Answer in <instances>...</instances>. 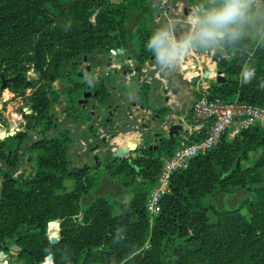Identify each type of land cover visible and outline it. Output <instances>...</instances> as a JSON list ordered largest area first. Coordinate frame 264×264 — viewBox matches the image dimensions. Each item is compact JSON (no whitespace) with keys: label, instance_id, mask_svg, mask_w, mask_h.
Segmentation results:
<instances>
[{"label":"trees","instance_id":"obj_1","mask_svg":"<svg viewBox=\"0 0 264 264\" xmlns=\"http://www.w3.org/2000/svg\"><path fill=\"white\" fill-rule=\"evenodd\" d=\"M144 4L145 0H0V67L16 71L22 64L35 67L41 86L33 104L47 118L58 100L55 93V98L49 97L48 89L61 79L64 65L127 48V22ZM153 33L146 22L138 27L144 60L153 56L146 47ZM230 48L226 82L214 84L210 92L264 108V45L247 39ZM244 57H250L256 70L249 83L241 77ZM76 87L80 92L83 85ZM97 88L106 108L110 100L107 85L103 82ZM149 91L150 87L142 86L139 104L154 114H168L150 107ZM71 102L76 107L74 98ZM88 129L96 132L93 127ZM229 133L215 148L195 157L188 169L172 176L170 191L153 222L146 204L164 160L204 139V133L166 138L156 146L147 142L136 156L106 164L108 176L131 189L133 198L121 203L97 197L88 207L82 206V200L98 186L102 162L71 169L69 133L46 141L39 147L36 174L29 183L4 182L0 252L14 244L20 248L22 264H165L166 245L177 238L189 247H175L173 264H264V130L253 126L233 137ZM253 152H260L259 158L245 166ZM70 179L72 191L65 184ZM241 189L254 198H246L238 208L220 209L206 203ZM50 222L56 225L48 232ZM57 222L61 234L54 245L49 234L56 233Z\"/></svg>","mask_w":264,"mask_h":264},{"label":"flooded vegetation","instance_id":"obj_2","mask_svg":"<svg viewBox=\"0 0 264 264\" xmlns=\"http://www.w3.org/2000/svg\"><path fill=\"white\" fill-rule=\"evenodd\" d=\"M223 52L226 57L232 55L230 45H226ZM94 55L97 56V54ZM84 58L70 63V71L68 70L69 73L60 88H56L55 85L61 79L51 84V88L48 89L49 97L55 98L58 95V100L48 110V116L44 119L34 108L33 104L35 95L41 86L40 74L36 72L35 67L22 64L17 71L7 70L6 66L0 67V105H3L0 108V191L6 181L27 184L34 178L37 170V159H39L40 154L39 147L46 141L54 142L57 138L62 137L64 133H69L71 148L79 144L83 146L85 137H81L78 127L75 126L79 115L77 114V117L72 118L73 110L84 111V119L87 123L88 118L89 122L100 119L101 110L106 109L102 107L100 91L97 88L103 83L97 84L92 79L93 70L96 66L94 64H98L99 60L96 59L94 61L93 55L87 57L86 62ZM31 70L35 73V77H30L28 74ZM76 84L83 85L80 92H78L77 89L79 88L76 87ZM4 85H6V88H2ZM6 94H9L8 98L10 100L13 98L15 100L21 99V106L9 114V111L4 110V105L8 102V100L4 99ZM86 95L88 96L86 97ZM61 98L62 101L60 100ZM72 98L76 101V107L75 103L71 102ZM59 101L64 107L61 111V118L52 112ZM80 101L83 102L80 104ZM136 102L138 107H140L138 99ZM92 117L93 119H91ZM67 120L71 121V125L66 126L64 124ZM72 125L76 127L83 144L72 140L73 132L67 130ZM89 127H93L96 131L94 126L89 125ZM82 133L84 135L85 132L83 131ZM96 138L97 141L100 138L99 135ZM166 138L163 137L162 141ZM160 143V138H157L155 143L151 145L156 146ZM96 145L101 148L103 145L102 140L98 141ZM84 148L87 151L92 150L90 153L100 150V148L93 150V148H86L85 146ZM95 158L96 156H94ZM93 166H95V163ZM32 168H34V174L30 176Z\"/></svg>","mask_w":264,"mask_h":264},{"label":"crops","instance_id":"obj_3","mask_svg":"<svg viewBox=\"0 0 264 264\" xmlns=\"http://www.w3.org/2000/svg\"><path fill=\"white\" fill-rule=\"evenodd\" d=\"M145 1H147V0H145ZM166 1H167V3H166V5H164L163 8H165L167 5H169L172 0H166ZM145 3H147V4L145 6H143L140 11H137L136 13H134L130 17V19L128 20V22H127L128 46L125 49H121V50L125 51V57L126 58L127 57L132 58V61H128V60L126 61L127 64L131 65L132 67L140 66L144 69L145 72L140 74L141 75L140 79L142 81L146 80V79L151 80L155 67H159V66L156 63V58L153 61L155 66L151 67L150 66V62H151L150 59L144 60L141 57V55H140V42H139L138 35H137L138 27L145 20H147L146 22L148 23L149 27L152 29H154L155 27L158 28L161 24H165L168 22H174L176 25L178 37L180 38V35L183 34V32L185 31V27H186V25L184 23V21L186 19V16H184V9L187 6L186 4L182 3V1H180L178 3V6H177L173 15H170L166 12L161 14L157 20V25H155L153 23L154 17L151 18L149 16L150 14H153V9L155 8V4H149V2H145ZM197 3H198V1L193 2V4L191 6L194 7ZM149 19L152 22L151 21L148 22ZM253 40H255V39H253ZM221 52L223 55H225L223 50H221ZM117 56L118 55L112 54V52H111V54H108V55H97V56L93 55L94 61L96 59H98L99 63L94 64L96 66L93 70L92 79L97 84H102L103 82L106 83L108 91H109V97H110L109 106H111V109H107V110L102 109L100 119L92 120L89 122V120H88L89 118H88L87 119L88 122L84 126V129H85L84 135H85L86 140L83 139V142L85 145H88L91 142H95L97 139L96 137L98 135L102 139H105V138L107 139V146L104 147L102 145L100 150L94 152V154H95L94 156H96V157L100 156L99 158H103L105 163H109V162L111 163L114 160L112 158L111 152H116L119 148L126 147L129 142L138 144L139 148H140L141 142H142L141 136L138 133L121 135V137L118 139H113L111 137V135H105L104 133L107 130L108 126H105L104 124H102V118L106 114L109 116V114L111 112H113L114 115L117 117V116L124 113L125 114V121L128 124L131 121V118H129V115H131L133 117H137V118L145 116L147 121L150 122L149 124L152 127L154 125L158 124V121L152 120L153 118L149 113L142 111L141 108L138 106L137 107L133 106V103L136 102L138 99L137 95H138L139 91L142 89V87L140 85L141 80L138 79L137 73H134L133 75H124L123 71L120 70L121 64L116 61ZM229 56L230 55H228L227 58ZM111 57L113 58V61H112V65L109 67L108 61H109V58H111ZM225 57H226V55H225ZM246 58H248L251 61L250 57H246ZM184 61H186L188 68L191 71V73L197 71L203 77L204 72L206 70H210L212 72V74L210 76V80H212L213 78H216L217 72H215V70H211V66L214 65V63L212 62L211 52L209 54H207V53L198 54L196 51L193 50L192 54L190 56L186 57L184 59ZM241 64H242V61H241ZM244 64L245 63H243V65ZM194 66H196V69H193ZM251 66H252V64H251ZM115 70H118V72L115 73ZM183 70H184V66L182 65V63L178 67V69L175 70L174 72H172V71L168 72V71H165L164 69L162 70V77L159 79L158 87H156V89L154 91L153 101L156 103H160L162 100H164V98H165V96L163 95L164 87L169 86L171 88H175L177 86H182L181 94L173 95L170 92L168 95L171 97L172 103L176 104L177 106L184 105L185 99H187V98H190L191 105H190V108H189L188 113L186 115L182 114L183 113L182 112V109H183L182 106L179 110L176 109L169 127H171L173 125H182L184 128V131L181 132L177 137L185 139L186 133L189 135L190 128L192 127L190 118H191L192 106L194 103L193 96L195 95V97H196V95L198 94V91L203 90L204 88H208L209 84H207V82H209L210 80L205 81L201 78L198 80L196 87H193V88L187 86L182 79H179L178 82L174 81L171 83L170 78L176 74H181L183 72ZM190 75L191 74L187 75V79L190 78ZM168 116H169V114L166 115V117H168ZM109 118H110V116H109ZM91 119H93V117ZM89 125L94 126L96 129V132H94V133L90 132L88 130ZM132 156L133 157L136 156V152L132 153ZM105 178H106V182H105L106 184H111L112 187H114V184H117L110 176H107ZM120 187H122V186H120ZM122 188H124V187H122ZM124 189H128V188H124ZM241 190L244 191L245 189H241ZM237 191H240V190H234L230 193L221 194V195L217 196L216 198L212 199L211 202L214 206H216L220 209H223V207L225 205H228L229 207L234 208V207L238 206L242 200L246 199V198L243 199L244 197L249 196L248 194H245L243 197L242 196H240V197L234 196V194ZM245 191H247V190H245ZM97 197H105V196H97ZM132 198H133V193H132ZM83 200H82V202H83ZM121 203H127V202L123 201ZM89 205H87V207Z\"/></svg>","mask_w":264,"mask_h":264},{"label":"clouds","instance_id":"obj_4","mask_svg":"<svg viewBox=\"0 0 264 264\" xmlns=\"http://www.w3.org/2000/svg\"><path fill=\"white\" fill-rule=\"evenodd\" d=\"M186 27L177 40L174 22L161 24L147 42L158 66L174 72L194 49L210 52L226 45H241L255 39L264 45V0H199L184 21ZM256 70L243 65L242 82L249 83Z\"/></svg>","mask_w":264,"mask_h":264},{"label":"water","instance_id":"obj_5","mask_svg":"<svg viewBox=\"0 0 264 264\" xmlns=\"http://www.w3.org/2000/svg\"><path fill=\"white\" fill-rule=\"evenodd\" d=\"M180 1H182V3L187 5L185 7V9H184V16H186V17L190 14L191 9L193 8L191 6L193 4V2H195V1L199 2V0H173V1H171V3L169 5H167L165 8H161L157 12V14L153 18V23L155 25H157L158 18L160 17L161 14H163L165 12L170 14V15H173L175 10H176V8H177V6H178V3ZM156 29H157L156 27L153 29L154 32L156 31ZM174 34L176 35L177 40H179L180 38L178 37L177 29H176ZM194 51H196L198 54H203V53L209 54L210 53V51H208L206 49H203V48L194 49ZM111 52L114 55H118L117 58H116V61L121 64L120 70L123 71L124 75H133L134 73H137L138 79L141 80L140 79L141 78L140 74L145 72L144 69L142 67H140V66L132 67L131 65L127 64L126 61L127 60L128 61H132V58L131 57H127L126 58L124 50H121V49L117 50V51L112 50ZM211 54H212V62L216 66L220 67L217 70L216 82L219 85H223L226 82L225 69L227 68V66L229 64V60H228L227 57H225L222 54L221 50H218V51H215V52H211ZM155 58H156L155 55H153L150 58V61H151L150 62V66L151 67L155 66L154 63H153ZM84 61L85 62L87 61V57L84 58ZM112 61H113V58L112 57L109 58V61H108V66L109 67L112 65ZM182 65L184 66L183 72L181 74H176V75L172 76L170 78V80H171L170 82L171 83L174 82V81L178 82L179 79H182L187 86L193 88V87H196V85L198 83V80L201 79V78L203 80H205V81L210 80V76L212 74V72L210 70H206L204 72V74H203V77H202L201 74L199 72H197V71L191 73V71L188 68V65H187L186 61H183ZM163 69L164 68H162L160 66L159 67H155L151 80H147V79L143 80V81L141 80V82H140L141 84L140 85H141V87L143 85L150 87V91H149L150 107L156 108L158 110H167V111H169L168 112L169 116L166 117L167 114L164 115V116H162L160 114H154L153 115V112H151L150 109L146 108L145 106L140 105L141 110L146 112V113H149L152 116V118H153L152 120L153 121H158V124L154 125L152 127L149 124L150 122L147 121L145 116L137 118V117H133V116L129 115V118H131V121L128 124L125 121V114L124 113L116 117L113 114V112H111L109 114L110 118H109V116L107 114L102 118L103 119L102 120L103 124L105 126H108L107 130L104 133L105 135H111V137L113 139H118V138L121 137V135L138 133L141 136V139H142L141 146H140V148H141L147 142H149L151 136L154 139L160 138V140H162L163 132L164 133L166 132L168 134V139H174L181 132L184 131V128H183L182 125H173V126L169 127L175 110L176 109L179 110L181 108V106H177L176 104L172 103V99H171V97L168 94L170 92L173 95L181 94L182 86H177L175 88H171L169 86L168 87H164V89H163V95L165 96L164 100H162L160 103H156V102L153 101L154 91H155L156 87H158L159 79L162 77V70ZM193 69H196V66H194ZM88 70H90V68H88ZM164 70L168 71V72L171 71V70H167V69H164ZM117 72H118V70H115V73H117ZM189 74H191L190 78L187 79V75H189ZM14 81H15V79H14ZM2 88H6V85H4ZM138 95H139V93H138ZM138 95H137V98H138ZM87 96L88 95H86V97ZM82 102L83 101H80L79 103L81 104ZM133 106L137 107L138 106L137 102L133 103ZM107 109H111V106H107L105 110H107ZM67 130L69 132H73L72 140L74 142L82 143L75 126L72 125ZM100 140H102L103 146L106 147L107 146V139L106 138L105 139L98 138L97 141L92 142V143H90L88 145H84L83 143L82 144L86 148H93V150H98L100 148V146L96 145V143L98 141H100ZM138 149H139V145L138 144L129 142L126 147L119 148L116 152H111L112 158L114 160L115 159L123 160V159L129 158V157H131L132 153L137 152ZM90 151H92V150H90ZM97 159H98V157H96V160ZM55 225H56V222H50L48 224V232H50L51 229ZM50 241H51L52 244L56 245L59 242V239H58L57 236H52ZM14 250L15 251H20V248L15 246ZM6 257H7L6 254L3 251H1L0 252V258L6 259ZM18 264H22V263H18Z\"/></svg>","mask_w":264,"mask_h":264},{"label":"built area","instance_id":"obj_6","mask_svg":"<svg viewBox=\"0 0 264 264\" xmlns=\"http://www.w3.org/2000/svg\"><path fill=\"white\" fill-rule=\"evenodd\" d=\"M164 0L163 4L166 5ZM192 127L189 135L204 133L205 138L196 143L183 146L164 160L157 183L150 193L146 204L151 222L161 212V202L170 191L172 176L189 168L191 161L201 153L215 148L224 135L236 128V135L242 129L259 126L264 130V108L239 101H229L213 95L209 88L199 92L194 100L191 118Z\"/></svg>","mask_w":264,"mask_h":264},{"label":"rangeland","instance_id":"obj_7","mask_svg":"<svg viewBox=\"0 0 264 264\" xmlns=\"http://www.w3.org/2000/svg\"><path fill=\"white\" fill-rule=\"evenodd\" d=\"M111 1H114L116 3H119L120 1L122 0H111ZM126 2H133L135 0H124ZM136 1H140V0H136ZM163 1L164 0H147L145 2H149V4H155V8L153 9V14L155 15L161 8L164 7V4H163ZM173 1V0H172ZM147 3H145L143 6H145ZM142 6V7H143ZM153 14H150L149 16L151 18L154 17ZM147 20H145L144 22H146ZM151 20L149 19L148 22H150ZM152 22V21H151ZM147 23V22H146ZM148 24V23H147ZM229 60L232 59V55H230L228 57ZM243 63H251V61L244 57L242 59V64ZM69 67H70V63H67L64 65L63 67V72H62V78L61 80H59L55 87L56 88H60L61 85L65 82V77L68 75V70H69ZM220 67L219 66H216L215 64L213 66H211V70H215V72H217V70L219 69ZM70 71V70H69ZM30 75V77H35V73L31 71H29L28 73ZM208 85V88L210 90H212V86L214 84H217L216 82V78H213L212 80H210L209 82H207ZM35 87V86H34ZM202 90L198 91L201 92ZM9 94H6L4 96V99L5 100H8V102L6 103L5 106V111H9L8 114L14 110H16L18 107L21 106V99H17L15 100L14 98L13 99H9L8 98ZM62 101V98L60 99ZM195 100V95L193 96V101ZM61 101H59L53 108V111L56 115L60 116V118L62 117L61 116V111L62 109L64 108ZM64 102V101H63ZM190 105H191V100L190 98H187L185 99V103L184 105H181L182 106V114L186 115L188 113V110L190 108ZM3 105H0V108H2ZM79 115L78 117L76 115ZM84 114L85 112L84 111H79L77 109H74L73 110V117H77L78 118V121L77 123L75 124V126L78 127V131H80L81 133V137L83 136V138L85 137L83 135V131L85 132V129H84V126L86 125V121L84 119ZM70 120H67L64 122V124L66 126H69L71 125L70 124ZM103 124V122H102ZM236 130V128H233L230 133H229V137H233L235 136L234 134V131ZM161 132V131H160ZM163 137H167L168 138V134L165 132H163ZM86 140V139H84ZM149 142L152 144L155 143V139L151 136ZM178 148V147H177ZM111 149V148H110ZM94 153L90 151H87L84 146H82L81 144L77 145V146H72L71 148V169H74V168H80V167H84L85 165H89V166H93V164H98L99 161L102 162V166L101 168L97 171L98 175L100 176V180H99V184L98 186L92 190V192L90 193V195H88L87 197L84 198L83 202H82V205L84 207H87V205H89L97 196H105V198L111 200V201H116V202H129L132 198V191L129 189H124L122 187H120L118 184H114V187H112L111 184H106V178L108 176V174L106 173L105 171V165L106 164H109V163H105L103 158H99L100 156H97L98 159L96 160V158L94 159ZM260 156V152L258 153H251L250 154V160L248 162L245 163V166H252L254 165L255 161L259 158ZM92 171H93V168H92ZM34 174V168L31 169V173L29 174L30 176H32ZM263 177H264V169H263ZM111 181V180H110ZM24 182H26L24 180ZM66 186H67V189L68 191H72L73 190V185H74V182L73 180H67L66 181ZM264 186V184L262 185ZM245 194H248L249 196H247L248 198H253L254 195L252 194H249L247 191H243V190H240V191H237L234 196H237V197H240V196H244ZM0 197H1V191H0ZM247 197H244L243 199L247 198ZM243 201V200H242ZM242 201L240 202V204L242 203ZM208 202H211L210 198L207 199L206 203L208 204ZM212 203V202H211ZM240 204L234 208L232 207H229L228 205H225L223 207V209H235V208H238L240 206ZM119 213V210L117 209L116 210V214ZM243 214L247 217H249V213H248V210L247 209H244L243 210ZM211 216V214H210ZM213 217V216H211ZM80 218V217H79ZM58 224V227H57V230H56V233L55 234H49V238L51 239L52 236H57L58 239L60 237V234H61V228H60V223L57 222ZM31 231V229H26L25 232H29ZM177 246H185V247H189V244H186L183 240H180V239H177V238H173L171 239L167 245H166V258H165V264H173L175 262V257L173 255V251L175 249V247ZM197 246V245H196ZM14 247L15 245L14 244H11L9 249L7 251H3L5 254H6V259H3V258H0V264H18V263H22L18 257V251H15L14 250Z\"/></svg>","mask_w":264,"mask_h":264}]
</instances>
